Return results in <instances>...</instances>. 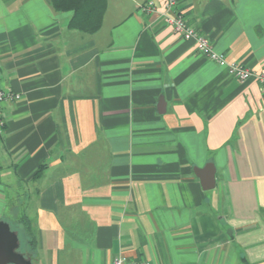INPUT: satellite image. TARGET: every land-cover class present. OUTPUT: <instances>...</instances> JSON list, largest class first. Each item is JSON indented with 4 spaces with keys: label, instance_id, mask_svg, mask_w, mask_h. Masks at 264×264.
<instances>
[{
    "label": "crops",
    "instance_id": "1",
    "mask_svg": "<svg viewBox=\"0 0 264 264\" xmlns=\"http://www.w3.org/2000/svg\"><path fill=\"white\" fill-rule=\"evenodd\" d=\"M107 0L93 33L51 0H0V220L30 264H264V85ZM264 70V0H177ZM213 163L216 186L195 168ZM35 240L31 241L32 236Z\"/></svg>",
    "mask_w": 264,
    "mask_h": 264
},
{
    "label": "built area",
    "instance_id": "2",
    "mask_svg": "<svg viewBox=\"0 0 264 264\" xmlns=\"http://www.w3.org/2000/svg\"><path fill=\"white\" fill-rule=\"evenodd\" d=\"M177 0H147L140 4L141 10L146 13L159 12L165 24L169 25L176 34L186 40L193 41L196 48L207 55L211 60L222 66H227L229 72L241 81L257 77L264 85V70L255 72L241 62L230 61L225 53L217 51L208 37L191 25L182 11L177 9ZM20 94L0 86V127L4 125L2 108L4 103L20 98ZM113 264H157L145 258H129L119 256Z\"/></svg>",
    "mask_w": 264,
    "mask_h": 264
},
{
    "label": "trees",
    "instance_id": "3",
    "mask_svg": "<svg viewBox=\"0 0 264 264\" xmlns=\"http://www.w3.org/2000/svg\"><path fill=\"white\" fill-rule=\"evenodd\" d=\"M51 3L57 11H72L70 27L85 33L101 27L107 6V0H51ZM31 237V241L35 240Z\"/></svg>",
    "mask_w": 264,
    "mask_h": 264
},
{
    "label": "water",
    "instance_id": "4",
    "mask_svg": "<svg viewBox=\"0 0 264 264\" xmlns=\"http://www.w3.org/2000/svg\"><path fill=\"white\" fill-rule=\"evenodd\" d=\"M202 181L204 189H212L216 186V167L209 163L204 167L195 168ZM19 238L10 225L0 220V264H30L29 260L17 251Z\"/></svg>",
    "mask_w": 264,
    "mask_h": 264
}]
</instances>
